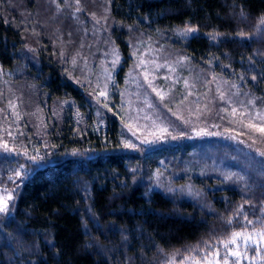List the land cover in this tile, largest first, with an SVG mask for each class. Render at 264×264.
I'll use <instances>...</instances> for the list:
<instances>
[{
  "label": "trees",
  "instance_id": "1",
  "mask_svg": "<svg viewBox=\"0 0 264 264\" xmlns=\"http://www.w3.org/2000/svg\"><path fill=\"white\" fill-rule=\"evenodd\" d=\"M261 20L264 0H0V109L7 121L24 115L42 127L37 133L24 121L17 155L32 150L34 137L40 153L25 178L13 175L16 195L0 214V264H192L222 251L236 231L264 230V182L233 155L254 152L240 149L249 147L245 131L240 141L212 138L199 148L178 136L152 149L124 147L136 70L164 85L157 96L169 105L187 88L170 74L158 81L138 41L156 45L159 62L228 84L233 99L248 94L264 104ZM186 28L196 31L184 36ZM83 33L85 52L108 39L118 50L105 86L68 66L87 55L74 49ZM16 152L0 147V185L17 171ZM154 170L167 174L159 181Z\"/></svg>",
  "mask_w": 264,
  "mask_h": 264
},
{
  "label": "rangeland",
  "instance_id": "2",
  "mask_svg": "<svg viewBox=\"0 0 264 264\" xmlns=\"http://www.w3.org/2000/svg\"><path fill=\"white\" fill-rule=\"evenodd\" d=\"M101 33L103 35L106 34V32L101 31L98 35ZM79 39L81 40L77 39L74 49L79 46L81 49L80 53L87 55L82 57L81 62L73 58L68 66L82 73L80 76L95 77L97 83H103L105 86L118 64V50L115 48L114 43L108 39L109 44L107 46L101 47L96 41L93 51L85 52L89 45L85 33ZM84 42L86 45L83 44ZM144 42L138 41L136 49L141 51L139 54L142 62L145 63L149 60L154 64L155 69L160 72L158 81H161L163 84L168 83V78L172 77L171 79L176 82L182 80L181 83L187 88L185 91L176 93V98L180 99V102H174L175 104L172 103L169 105L165 100L159 99L157 96V93H160L161 89L162 91L166 90L163 88L164 85L160 86L153 82L147 83L143 74L139 70H136L132 76L131 86V96L135 101L132 107L126 112L127 141L134 144V148L137 150H140L139 148L146 150L156 146L166 145L170 143L169 141L174 136H178L183 138L184 143H189L192 147H198L200 141H211L212 138L226 139L225 137H234L233 139L240 141L239 129H241L247 133L241 134V139L244 141L243 144L249 147L240 149H254V152L247 150L246 160L240 153H233V155H235L237 160L240 158L241 162H245L249 166V172L254 174L255 182H264L262 180L264 178V169L259 167L264 161L259 156L260 152H264V133L259 131L260 128H264V104L258 102L260 101L259 99L253 98L248 94L236 96L233 99L234 95L228 87V84L226 85L220 80L209 83L206 82L204 74L200 71H192L190 73L175 63L166 61L159 62L158 57L155 55L157 51L154 50L157 46L153 44L142 46ZM68 51H70L69 48ZM146 55H150L152 59L147 58ZM94 63H96V66H94ZM169 74L171 77H169ZM86 77L84 80H86ZM198 83L202 84V86H199ZM223 110L227 116H230L228 119L222 113ZM15 111L19 115L22 113L21 108ZM141 114L147 116L142 118ZM149 116L155 117L153 119L154 126H152V119ZM0 119L3 121L1 122L0 120V144L6 142L9 149L17 150L12 156L16 161L15 166L17 171L21 172L19 177L25 178L32 168V165L26 164L30 161L32 164L34 163L29 157L32 155L37 157V154L40 153L37 146H41V140L39 142L38 137L32 138L33 143L29 145V149L32 150H23L22 154L17 155L19 149H25L22 136L25 131L24 123L30 122L34 126L35 132L39 133V130L42 128L41 121L35 118H27V121H25L24 115L20 119L14 117L13 120L7 121L8 117L6 116L5 108L0 109ZM4 120L7 123H4ZM236 120L244 124H249L245 128H240ZM2 123L4 124L3 126H1ZM249 125H255L256 127H250ZM153 130H166L171 134V138L167 139L164 136V139L160 141L161 134H155ZM164 131L161 133H164ZM222 146L220 143H216L215 149H221ZM237 146L242 147V144ZM27 153L32 155H27ZM20 159H23V162ZM16 172L9 176V178L11 177V182H8L7 178L5 184L0 185V196L6 198L10 193L12 199L15 197L16 189L13 188L15 187V184H13V175H16ZM154 173L157 175L159 181L160 179H164L167 174L165 172H159L157 174L156 170H154ZM259 175L260 177H258ZM11 201H8L9 205ZM261 232H264V230L242 229L236 231L235 233L243 234L242 237H236V243H232L229 240L224 243L222 251L208 257L206 260L192 264H264V236L260 235ZM232 252H239L240 256H233L231 254Z\"/></svg>",
  "mask_w": 264,
  "mask_h": 264
},
{
  "label": "snow or ice",
  "instance_id": "3",
  "mask_svg": "<svg viewBox=\"0 0 264 264\" xmlns=\"http://www.w3.org/2000/svg\"><path fill=\"white\" fill-rule=\"evenodd\" d=\"M76 2H77V4H79V0H76ZM76 10L80 11V8L77 7ZM260 23L262 25H264V20H261ZM195 31H196V29L186 28V29L183 30L182 35L187 36L190 33L195 32ZM241 35H243V34H241ZM253 79H255V77H253ZM153 91H155V89H153ZM100 95H105V94L104 93H100ZM157 95H160V93H157ZM161 98H163V97H161ZM105 106H107V105H105ZM233 111H235V109H233ZM249 126L250 127H256L255 125H249ZM259 131L264 133V128H260ZM0 147H2L6 152H14L15 151V149H9L8 144L6 142L3 143V144H0ZM124 147H126V148H134L135 145L132 144L131 142H125ZM260 155L264 156V152H260ZM29 159L32 160L33 162H35L38 158L36 156H31V157H29ZM21 167H23V166H21ZM20 175H21V172L17 171L16 172V176L19 177ZM231 178H232L231 176L228 177V179H231ZM10 179H11V177H10ZM237 179H242V177H238ZM10 200H12V195L10 193L7 195L6 198L0 196V214L6 215V214H8L10 212V205L8 203V201H10ZM245 219H246V217H245ZM229 223H231V221H229ZM249 223H252V222L249 221ZM260 235L264 236V232H261ZM242 236H243L242 233H233L231 242L232 243H236V237H242ZM249 239H250V237H249ZM226 247H227V245H226ZM231 254L233 256H236V257L240 256L239 252H232Z\"/></svg>",
  "mask_w": 264,
  "mask_h": 264
},
{
  "label": "bare ground",
  "instance_id": "4",
  "mask_svg": "<svg viewBox=\"0 0 264 264\" xmlns=\"http://www.w3.org/2000/svg\"><path fill=\"white\" fill-rule=\"evenodd\" d=\"M113 1H114V0H113ZM104 3H105V2H104ZM104 3H103V5H104ZM109 3H110V1H109ZM112 4H113V3H112ZM94 8H95V6H94ZM109 8H110V7H109ZM90 9H91V8H90ZM96 9H97V8H96ZM90 12H91V11H90ZM111 13H112V12H111ZM110 17H111V16H110ZM112 17H113V15H112ZM111 23H112V22H111ZM111 26H113V28H114V25H113V24H112ZM111 28H112V27H111ZM113 28H112V29H113ZM113 30H114V29H113ZM133 30H135V29H133ZM133 30H132V31H133ZM136 30H137V29H136ZM136 30H135V31H136ZM135 31H134V32H135ZM129 32H131V31H129ZM137 32L139 33L140 31H137ZM138 33H137V34H138ZM129 34H130V33H129ZM137 34H136V35H137ZM139 34H140V33H139ZM141 35H142V34H141ZM131 36H132V35H131ZM144 36H146V35H144ZM129 37H130V35H129ZM133 37H134V36H133ZM135 37H136V36H135ZM138 38H139V37H138ZM140 39H141V38H140ZM130 42H131V41H130ZM139 45H140V44H139ZM144 45H145V44H142V46H144ZM94 115H95V114H94ZM96 115H97V114H96ZM87 116H88V115H87ZM71 123H72V122H71ZM71 125H73V124H71ZM71 125H70V127H71ZM74 125H75V123H74ZM76 125L78 126V123H77V122H76ZM77 126H74V127H77ZM81 126H82V125H80V127H81ZM82 129H83V128H81V130H82ZM78 130L80 131L79 127H77V130H76L75 132L77 133ZM77 134H79V133H77Z\"/></svg>",
  "mask_w": 264,
  "mask_h": 264
}]
</instances>
